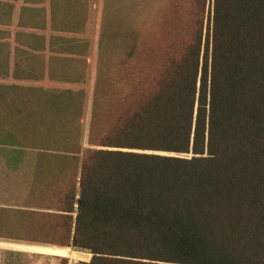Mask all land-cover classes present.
Segmentation results:
<instances>
[{
  "label": "trees",
  "instance_id": "16d2710c",
  "mask_svg": "<svg viewBox=\"0 0 264 264\" xmlns=\"http://www.w3.org/2000/svg\"><path fill=\"white\" fill-rule=\"evenodd\" d=\"M53 1V30L84 32L86 1L61 16L67 2ZM165 1L124 24L105 6L90 147L84 90L48 92L50 120L24 127L46 196L39 242L93 255L79 264H264V0ZM120 24L153 36L133 32L115 56ZM52 40L90 54L86 40Z\"/></svg>",
  "mask_w": 264,
  "mask_h": 264
},
{
  "label": "rangeland",
  "instance_id": "374dc122",
  "mask_svg": "<svg viewBox=\"0 0 264 264\" xmlns=\"http://www.w3.org/2000/svg\"><path fill=\"white\" fill-rule=\"evenodd\" d=\"M165 2L105 0L104 3V0H91L92 18L86 35L88 38L94 37L95 59L93 65L89 64L88 75L83 77L81 63L74 66L63 65L52 74L46 69L43 47L46 12L44 13L43 9L46 11L48 8L49 12L57 11L58 3L55 5L51 0L50 4L49 0L45 5L47 8L44 5L33 8L26 7L23 0H0V264H61L58 257H67L69 264H79L81 261L92 259L91 253L77 251L71 247L41 248L56 254L51 255L3 245H52L39 242L45 238L42 231L46 228L47 217L39 212L46 211L41 204L42 198L46 196L38 191H41V187L36 191L32 190L36 176L34 164L39 160L40 151L27 143H18L24 141L23 135L26 136L24 127L41 123L47 118L50 120L51 116L42 111L45 104L43 99L49 96L48 92L84 90L87 93V103L81 142L83 147H90L88 140L97 76V46L100 44L105 6L106 14L110 12L115 23L116 18H119L124 24L132 19L131 7L135 10L136 18L144 17L147 20L149 17L154 20L162 12ZM126 17L129 19L125 21ZM21 18L24 24H21ZM123 24L117 28H108L109 31H116L113 37L115 56L120 54L133 32L140 31L144 32L146 37L153 36L146 27L134 29ZM113 46L110 44L108 48ZM18 96L23 97L20 103L23 110L21 114L13 112L15 115H12V112H7L6 107L12 110Z\"/></svg>",
  "mask_w": 264,
  "mask_h": 264
},
{
  "label": "crops",
  "instance_id": "0c3cea01",
  "mask_svg": "<svg viewBox=\"0 0 264 264\" xmlns=\"http://www.w3.org/2000/svg\"><path fill=\"white\" fill-rule=\"evenodd\" d=\"M22 1V0H20ZM25 1V6H30V7H38L40 5H44L45 8H47L45 5L47 2H49V0H44L43 2H33L32 0H23V2ZM86 1V3L84 4V6H80L82 9L80 10V12H78V16L80 19H82V23L80 24L81 27L84 28V32H66V31H59V30H53V15H52V11L49 12L48 8L46 9V23H45V35H44V58H45V63H46V69L48 70L49 73H53L56 72L58 70V68H60L63 65H66L68 63L65 64V62H63V59H65L64 61H68V60H72V64L71 65H75L76 63H80L83 60H87L88 64L92 63V65L94 64V59H95V40L94 37L91 36V38L87 37V29L89 28L90 25V19L92 18L91 15V0H84ZM67 2V6L65 8L62 9L60 16L61 15H66L68 13H75L77 12V9H73V6H77L76 2L73 0H61V3ZM105 3V0H104ZM50 4H51V0H50ZM69 4V5H68ZM24 6V7H25ZM52 36L54 37H59V38H73V39H79V40H86L89 42L90 45V54L88 53H83V52H65L62 51L60 49L62 42L55 40H52ZM99 42V39H98ZM99 45V44H98ZM97 60H98V46H97ZM70 64V63H69ZM83 64V70H88L89 71V66L86 67V63H81ZM88 71L86 72V75H88ZM3 245H7V246H11V247H19L25 250H29V251H35V252H40V253H45V254H51V255H56L55 253H51V252H47V251H43L41 248H45V247H58V248H64V247H60V246H55V245H26V244H4ZM69 248V247H67ZM75 253V252H74ZM61 256V255H59Z\"/></svg>",
  "mask_w": 264,
  "mask_h": 264
}]
</instances>
